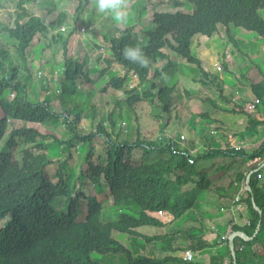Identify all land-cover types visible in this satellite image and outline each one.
<instances>
[{
    "label": "trees",
    "instance_id": "obj_1",
    "mask_svg": "<svg viewBox=\"0 0 264 264\" xmlns=\"http://www.w3.org/2000/svg\"><path fill=\"white\" fill-rule=\"evenodd\" d=\"M188 1L193 5L190 13L155 12L150 29L144 31L145 42L132 36L135 24L117 29L115 34L104 37L103 42L108 43L109 53L101 56L100 64L103 63V67L99 69L97 78L108 73L113 63L121 66L124 74L110 78L103 89H121L131 73L137 76L138 85L142 89L127 90L129 97L116 102L118 107L125 105L129 110L126 114L121 111L119 113L126 126H122L117 133H112L99 121L95 131L85 135L77 128L84 114L81 105L66 99V96L71 97L76 93V77L91 81L83 72L82 62L75 60L66 47V42L73 36L75 29H80L79 25L74 23L66 29L67 32L57 31L54 34L55 28L58 29L67 21L63 12H58V16L49 25H45L25 7L28 0H17L13 10L14 17L11 19L13 27H9L7 22L2 25L8 36L17 43L15 54L22 63H26L27 48L42 42L44 48L54 53L61 43L64 77L60 78L59 92L54 93L53 99L47 95L33 102L27 96V84L20 80V67L13 64L9 49L0 46V221H4L0 225V264H102L92 258L93 254H122L125 264H195L193 260L184 262V248L167 247L161 258L150 257L142 253L141 248L135 246L131 250L112 236L113 231L124 233L129 238H138L142 246L145 241L164 240V236L141 235L136 229L142 226H162V222L156 217L159 211L167 213L173 219H179L198 205L199 195L202 193L211 192L219 198H227L235 183H241L245 187V171H252L264 163V141L251 152L243 149L244 138L256 134L259 126L264 129V120L246 112L239 105H234L230 112L244 114L247 125L238 133L240 143L236 142L240 146L234 149H213L214 146L211 145V148L191 153L187 148L179 147L171 137L153 140L149 129L131 125L130 112L146 100L155 107L153 117L161 118L170 113L175 86L167 83L169 78L166 71L171 67L172 61L163 50H169L193 65L202 77L200 82L203 85L211 83L220 96L221 80L210 72L205 61L191 53V39L198 34L210 37L219 26H224L227 34L230 27L242 28L264 40V19L260 15V11L264 10V0ZM86 3L88 0H85ZM40 37L43 41H40ZM128 45L143 49L149 60L147 66H140L123 58L121 51ZM96 48L100 49L99 46ZM160 59L167 60V63L158 69L153 65ZM250 87L256 97L255 108L264 113V78L257 83L250 82ZM9 91L13 92L12 96L8 95ZM45 94L46 86L42 84V95ZM206 100L217 110L221 109L210 98ZM229 102L233 103L231 100ZM92 113L94 116V111ZM112 116L113 113L110 112L108 120L114 127ZM202 116L207 117L209 113ZM58 119L62 120L71 134L67 140L53 137L50 143H46V135L24 126L8 130L10 120L45 123ZM170 120V117L166 118L164 124ZM96 136L104 137L107 147L105 158L93 162L94 150L91 147ZM75 141L90 146L82 160L85 167L79 171L77 178L83 187L95 188L97 192H102L100 184L105 183L112 204L118 210V216L114 220L102 222V204L95 196L84 194L78 187L72 195V189L68 185V179L72 176L61 174L64 166L56 170L54 176L57 181L47 173V167L61 153H69ZM21 144L25 146L21 149L20 158H17L15 151ZM218 156L241 160V167L247 162L246 170L239 171L238 167L232 179L224 186L217 180L222 173L209 177L201 162ZM223 166L228 168L227 165ZM223 166H219L218 170ZM260 172L262 169L250 176L251 191L244 188L242 191L248 223L242 228L233 229L243 231L248 237L255 236L249 241L239 237L234 239L235 263L230 256L228 264H248L249 254L255 260L261 254L259 262L254 261L253 264H264V184L257 178ZM190 184L194 185V189L185 190V186ZM62 197L68 198L65 210L56 209L54 204L57 198ZM251 197L261 215L254 209ZM84 206L85 211L82 210ZM82 214L84 219L79 220ZM259 222L260 227L255 233ZM203 245L205 243L191 248L201 249ZM163 248L164 246L162 250ZM225 253H230L228 241L224 247L219 248L217 256Z\"/></svg>",
    "mask_w": 264,
    "mask_h": 264
},
{
    "label": "rangeland",
    "instance_id": "obj_2",
    "mask_svg": "<svg viewBox=\"0 0 264 264\" xmlns=\"http://www.w3.org/2000/svg\"><path fill=\"white\" fill-rule=\"evenodd\" d=\"M16 2L17 0H0V22H2L0 25V46H5L9 49L13 64L20 67V80L27 84L28 98L33 102L38 99L41 100L47 95L53 99L54 93L59 92V80L64 77L62 74L64 61L62 45L61 43L57 45V50L52 53L50 49L44 48L42 42H40L35 47L27 48L25 52L26 63H22L14 51L17 43L2 28V25H5L6 22L9 27H13L11 19L14 17L13 10ZM124 2L130 10V18L126 24L119 25L110 16H104L96 12L94 0H88L86 4L85 0H37L36 2H27L25 4V7L38 16L45 25H49L58 16V12H63L66 15L67 21L58 29L55 28L54 34L57 31L64 33L74 23H76V26L79 25L80 29H75L73 36L68 38L66 47L75 60H78L80 63L82 62L83 72L91 81L86 80L84 77H76L74 79L75 86H77L76 93L71 97L70 95L66 96V99L81 105L84 114L77 128L85 135L94 132L99 121H102L103 126L112 133H117L122 126H126L123 119L120 118L119 113L121 111L122 114H126L129 110L125 105L118 107L116 102L129 97L126 93L127 90L135 88L137 91H141L142 89L138 85L137 76L132 73L127 76L121 89L114 90L109 87L103 89L110 78L121 77L124 74L121 66L113 63L108 73L97 78L99 77V69L101 66L103 67V63L100 64V60H102L101 56L103 57L109 53L108 43L103 42L104 37L115 34L117 29H124L129 25L135 24L132 36L141 42H145L144 31L150 29L155 12L180 11L190 13L193 10V5L188 0H124ZM260 15L264 19V10L260 11ZM7 19L8 21H6ZM40 41H43L41 37ZM96 46H99L100 49L96 48ZM190 50L193 55L207 63V68L211 73L224 81L221 80L220 84L222 88L221 95L219 96V92L211 83H209L210 85H203L200 82L202 77L195 71L193 65L187 63L183 58L174 55L173 52L163 50L172 61L171 67L166 71V75L169 78L167 83L175 86V92L173 93L174 101L170 106V113L168 116L164 114L161 118L153 117L155 107L146 100L136 105L135 110L130 112L129 119L131 125L132 127L138 126L140 129L141 127L149 129L153 140L171 137L179 147L187 148L193 153L199 151V149L201 150V141L205 138L206 134L208 135L207 139L213 141V143L225 146V148H238L234 146H239L237 142L240 143V139L238 138L240 136L237 131L244 130L247 120L245 115L238 116V119L234 121L235 126H229L232 123L229 120L230 115H232L229 114V111L236 105L229 101H235L237 95L245 97V93L249 91V82L251 81L249 77L255 81H261L264 78V40L255 33L242 28L230 27L227 34L226 28L219 26L217 31L210 37L200 34L195 35L190 41ZM166 63L167 60L160 59L153 66L161 69ZM214 65H218L221 70L217 71ZM251 69L254 72L252 75H250ZM1 76L2 74H0ZM256 77L259 78L257 79ZM42 84L46 86V94L44 96L42 95ZM8 95L12 96L13 92L9 91ZM206 98H210L221 109L217 110ZM254 110V108L248 107L249 112H253ZM93 111L95 113L94 116H92ZM110 112L113 113L114 127L111 126L108 120ZM204 113H209V116H202ZM168 117L171 120L165 125L164 120ZM217 118L219 119L218 121ZM260 118L264 120L263 115H260ZM22 126L34 128L42 135H46L47 137L44 139L46 143H50L53 137H57L63 141L71 136L61 119L45 123L10 120L8 130L17 129ZM224 129L226 132H224ZM249 137H245L248 138V142L249 139H252ZM253 137H255L251 142L253 144L249 143L250 145L243 146L246 152H251L259 147L261 142L259 145L254 143H258L264 139V129L257 131ZM197 140L200 146L198 147L199 149L195 150L193 143L195 144ZM1 145L2 142H0ZM20 146L15 151L17 158H20L21 149L25 145L21 144ZM88 147L90 146L75 141L74 147L70 149L69 153H61L54 160V163L47 167V173L54 178V181H57L54 176L56 170L58 167L64 166L61 169V174L63 176L66 174L72 176L68 179L72 195L74 194V189L78 187L84 194L95 196L102 204V222H109L117 218L118 210L112 204L111 196L105 183L101 182L100 184L102 185V192L101 190L97 192L95 188L88 189L83 187L77 178L79 171L85 167L84 164L82 165V160L88 151ZM106 147L107 144L104 137H94L91 147L94 150L92 152L93 162L105 158ZM64 161L66 162L62 165ZM239 161L231 157L218 156L215 159L201 162L204 165L203 170L206 171L209 177L219 176L218 174L221 172L222 177H219L217 180H220L219 182H222L226 186L234 176L233 172L237 171ZM221 165H227L228 168L225 169L223 166V168L218 170V167ZM262 169L264 170V167ZM259 180L260 183L264 184V175ZM206 195H210L211 197H208V199H205V197L201 200L200 205L202 204L203 206L188 211L177 220L210 221L209 215L211 213L214 214L215 212L212 211L215 209L210 208L209 205L213 203L212 197L217 200V195L213 193H207ZM67 200L68 198L64 197L57 198L54 207L65 210ZM215 203L217 204L218 202ZM82 210L85 211L86 207L84 206ZM170 218V215L167 213H163V217L161 216V219L164 220ZM83 219L84 216L82 214L79 220ZM3 222L1 220L0 225ZM141 231L144 230L141 229ZM112 236L131 250L137 246L141 250H143V247H148V252L151 249L156 251L155 248L157 246H151L150 244L146 246L143 244L142 246L138 238H129L124 233L113 231ZM177 247L182 246L178 243L176 244ZM246 250L248 251L249 248L247 247ZM260 255L255 260L249 254L248 264H253L254 261L258 263ZM92 258L102 264H125L126 262L122 254H93Z\"/></svg>",
    "mask_w": 264,
    "mask_h": 264
},
{
    "label": "crops",
    "instance_id": "obj_3",
    "mask_svg": "<svg viewBox=\"0 0 264 264\" xmlns=\"http://www.w3.org/2000/svg\"><path fill=\"white\" fill-rule=\"evenodd\" d=\"M252 71L253 70L251 69L250 75L254 74V72ZM259 75L261 74L259 73ZM256 78L258 79L259 77H256ZM249 80H251L250 82H253V83L259 82V80L255 81V80H252L250 77H249ZM250 82H249V91L245 93L244 95L245 97H241V95H237V99L233 101V103H235L236 105L242 106L246 112H249L248 107H251L252 105L256 104V97L251 90ZM250 113L256 115L259 119H261L260 115H263L264 117V113L259 111L257 108H255L253 112L250 111ZM229 114H232L230 115L231 117L229 119L232 122L229 125L230 127L235 126L234 121L238 119V116L244 115V114H235L230 111H229ZM218 120L219 119L217 118V121ZM260 129H263V126L257 127V131H259ZM224 132H226L225 129H224ZM239 132H242V130H240ZM239 132L237 131V133ZM204 137L205 138L202 139L201 141L202 143L201 150L211 148L210 147L211 145L214 146L212 147L213 149L225 148V146L218 145L216 143H213V141H210L209 139H207L208 138L207 134ZM250 137L252 139H249V142L247 140L248 138H244L243 146L250 145L249 143H251L252 140H254L255 138L253 136H250ZM263 141L264 139L260 140L258 143L255 142L254 144L259 145L260 142L262 143ZM193 146H195L194 147L195 150L199 149L198 147L200 146V144H198V140L195 141V144L193 143ZM234 146L239 147L240 145L239 146L234 145ZM245 163L246 164H244L242 167L240 165L237 166V169L239 167V171L246 170L245 167L247 165V162ZM236 172L237 171L233 173H236ZM247 173L248 172L245 171V176L247 175ZM186 187H185V190L187 191L194 189V185L192 184ZM245 187L242 186L241 183H235L233 187L229 190L227 198L222 199L217 196V200H216L212 197L211 199H213L212 201L213 203L209 205V207L214 208L215 210H213L212 212H215V213L214 214L211 213L209 215L211 219L210 221L209 220L207 221H178L179 219L178 220L173 219L171 216H170L171 217L170 219L164 220V219H161V216L156 215V217L162 222V226L160 227L142 226V227L137 228L136 231L139 234L146 235V236H155V235L164 236L165 239L164 240L161 239L157 242L156 241H153V242L145 241L144 243L145 246L149 244L151 246H155V247L157 246L155 248L156 251L154 249H151L148 252L147 251L148 247L146 248L143 247V250H141V252H143L144 254L150 257L161 258L163 256L164 249H166L167 247L176 248V244L179 243V245H181L182 247H177V248H180V249L184 248V250L190 249L193 251V254H194L193 263L195 264H228L230 261L231 254L225 253L222 256H217V252L219 248L221 249L222 247L226 245L228 241V235L234 232L233 230L234 227L242 228L244 225L248 223L247 222V208H246V205L242 202V198H243L242 191H243V188L245 189ZM207 193L212 194L211 192H205L204 194L202 193V195H199L200 201L198 202V205L195 207V209H197L198 207L200 208V206H203L202 204L200 205V202L202 199H204L205 197H206L205 199H208V197H211L210 195L207 196L206 195ZM236 198H238L237 201H236ZM215 202H218V203L216 204ZM141 229L144 230L145 233L144 231H141ZM200 243H205V245H203V248L201 249L191 248L194 245L196 246L200 245ZM162 246H164L163 250H162ZM178 254H182V253H178ZM174 255L176 254L174 253ZM182 258H183V254H182ZM184 262L188 263L191 261H184Z\"/></svg>",
    "mask_w": 264,
    "mask_h": 264
},
{
    "label": "clouds",
    "instance_id": "obj_4",
    "mask_svg": "<svg viewBox=\"0 0 264 264\" xmlns=\"http://www.w3.org/2000/svg\"><path fill=\"white\" fill-rule=\"evenodd\" d=\"M28 2L34 1L28 0ZM94 7L96 12L104 16H110L118 25L126 24L129 21L130 10L124 0H94ZM121 55L125 60L140 66H147L149 63L148 57L139 46H125L121 51Z\"/></svg>",
    "mask_w": 264,
    "mask_h": 264
},
{
    "label": "water",
    "instance_id": "obj_5",
    "mask_svg": "<svg viewBox=\"0 0 264 264\" xmlns=\"http://www.w3.org/2000/svg\"><path fill=\"white\" fill-rule=\"evenodd\" d=\"M262 167H264V163L260 164L257 168H255L254 170L249 171V172L247 173V175H246V179H245V186H246L245 189H246L247 191H249V192L251 191L250 186H249L250 176H251L254 172H257L258 170L262 169ZM251 201H252V204H253L254 209H255L256 211H258L259 215H261V211H260L259 208L255 205V202H254V200H253V197H251ZM259 227H260V222L258 223V225H257V227H256V231H255V233L258 231ZM253 236H255V234H254ZM253 236H252V237H248V236H247L244 232H242V231H234V232H232V233H230V234L228 235V248H229V251H230V254H231V257H232L234 263H235V246H234V239L237 238V237H239V238H241V239L244 240V241H249V240H251V239L253 238Z\"/></svg>",
    "mask_w": 264,
    "mask_h": 264
},
{
    "label": "built area",
    "instance_id": "obj_6",
    "mask_svg": "<svg viewBox=\"0 0 264 264\" xmlns=\"http://www.w3.org/2000/svg\"><path fill=\"white\" fill-rule=\"evenodd\" d=\"M214 66H215V68H216L217 71H220L221 70V68L218 65H214ZM251 108H254L255 109V106L252 105ZM262 175H264V170L263 169H262V172H260L259 174H257V178L258 179L261 178ZM237 200H238V198H236V201ZM157 215L158 216H162L163 215V212L162 211H159V212H157ZM241 248H242V246H241ZM193 258H194L193 251L190 250V249H186L184 251V254H183V260H185V261H192Z\"/></svg>",
    "mask_w": 264,
    "mask_h": 264
}]
</instances>
